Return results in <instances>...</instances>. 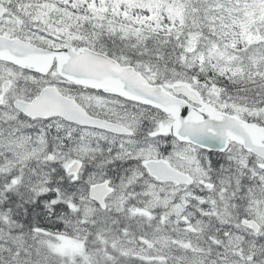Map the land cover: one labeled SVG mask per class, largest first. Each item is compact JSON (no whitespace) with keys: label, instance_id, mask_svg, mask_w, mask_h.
<instances>
[{"label":"snow or ice","instance_id":"obj_1","mask_svg":"<svg viewBox=\"0 0 264 264\" xmlns=\"http://www.w3.org/2000/svg\"><path fill=\"white\" fill-rule=\"evenodd\" d=\"M0 264H264V0H0Z\"/></svg>","mask_w":264,"mask_h":264}]
</instances>
